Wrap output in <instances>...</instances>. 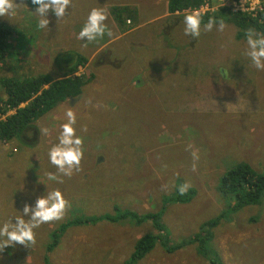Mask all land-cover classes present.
<instances>
[{"label": "rangeland", "instance_id": "1", "mask_svg": "<svg viewBox=\"0 0 264 264\" xmlns=\"http://www.w3.org/2000/svg\"><path fill=\"white\" fill-rule=\"evenodd\" d=\"M16 3L14 14L0 16V24L14 28L10 51L0 63V99L6 98L2 77H62L55 61L56 56L62 60V51L88 58L76 75L89 80L80 96L38 119L33 136L0 140V226L15 223L25 203L34 208L38 197L54 189L71 205L62 220L34 230V246H6L0 264H124L141 236L158 233L152 221L70 226L52 251L50 235L71 217L114 214L118 205L140 215L162 212L176 243L229 204L218 191L229 168L247 161L264 172V71L245 55L247 40L239 38L241 30L232 21L217 19L225 23L222 32L216 26L204 31L203 21L201 35L193 38L184 34L183 22L193 10L172 14L168 0H72L59 21L49 9V30H39L38 5ZM220 7L255 16L263 1L209 0L198 12L205 17ZM92 8L108 12L105 23L113 36L86 44L77 35ZM69 108L77 116L84 157L81 170L58 183L48 179L49 172L57 173L48 151L58 143ZM44 127L47 135L39 131ZM184 183L195 195L188 202H170ZM224 220L210 242L224 263L264 264V198ZM135 264L210 263L195 246L169 254L157 244Z\"/></svg>", "mask_w": 264, "mask_h": 264}, {"label": "trees", "instance_id": "2", "mask_svg": "<svg viewBox=\"0 0 264 264\" xmlns=\"http://www.w3.org/2000/svg\"><path fill=\"white\" fill-rule=\"evenodd\" d=\"M206 1L169 0L168 10L170 13H175L195 9L201 7ZM262 1L263 8L257 10L255 16L248 12H233L227 7H220L215 13L202 16V22H207L210 17H215L216 20L228 19L240 28L239 38H246L245 33L248 29H253L258 35H264V0ZM121 7L123 12L128 10V6ZM113 11L123 27V18L119 14V8ZM13 33V27L0 24V63L5 60L10 51L9 38ZM60 57H63L60 62L57 61L58 56L55 58L56 63L64 70L63 76L59 79H55L49 73L23 78L18 75L1 78V86L6 95V98L0 99V115H5V118L0 116L1 141H22L27 136H33L38 119L46 116L65 100L75 99L82 94L83 87L89 78L78 76L76 73L80 67L88 63V58L77 53H69V50L60 52ZM218 191L227 201L230 200L229 204L223 207L216 217L204 221L198 232L179 242L171 243L169 230L162 220V212L161 214L149 212L140 215L133 210H122L116 205L114 214L82 215L71 217L61 223L50 235L51 242L48 250L52 251L58 246L60 238L70 226L92 224L102 220L118 222L130 219L139 224L152 221L158 233L151 232L141 236L136 241L134 252L124 264H135L150 253L157 244H160L169 254L190 245L195 246L198 253L203 255L210 264H225L210 243L215 238L214 230L222 223V220L228 218L229 214L236 213L252 204H261L264 198V172L255 169L247 161H241L224 173L218 184ZM195 193L196 191L191 188L184 195L176 193L177 196L170 198L169 201L188 202ZM46 260L48 261L47 258Z\"/></svg>", "mask_w": 264, "mask_h": 264}, {"label": "clouds", "instance_id": "3", "mask_svg": "<svg viewBox=\"0 0 264 264\" xmlns=\"http://www.w3.org/2000/svg\"><path fill=\"white\" fill-rule=\"evenodd\" d=\"M33 5H38L35 13L39 19L37 29L49 30L50 20L48 10L51 9L58 21L65 17L66 9L72 7V0H31ZM18 4L16 0H0V16H9L14 14ZM179 12V11H177ZM108 19V12L101 8H92L88 13L87 19L77 35V39L87 43L95 42L97 39H103L105 35L112 37L113 33L105 23ZM184 34L193 38L201 35L202 15L198 11H193L184 16ZM216 26L218 31H223L225 23L223 20L217 21L215 17H210L204 24V31H211ZM246 40L248 48L245 55L248 56L252 65L259 71H264V35H258L253 29L246 30ZM85 44V46H86ZM66 121L61 125V131L58 136V143L53 144L48 151L49 162L57 169V173H48V179L63 183V176L71 177L73 172L81 170V161L84 157V140L82 136L77 135L75 127L77 116L73 109L65 111ZM39 131L47 135V127L40 128ZM86 132L87 127L81 128ZM195 157V153H193ZM195 167V165H194ZM188 183L181 184L179 194H186ZM71 207L70 202L65 198L61 190L54 189L47 192L46 195L36 199L35 207L25 203L22 215L15 216L13 220L5 222L0 226V251L6 246L16 244L25 247L36 244L35 229L45 223L60 221L64 218L67 210ZM25 216L29 217L25 219Z\"/></svg>", "mask_w": 264, "mask_h": 264}, {"label": "built area", "instance_id": "4", "mask_svg": "<svg viewBox=\"0 0 264 264\" xmlns=\"http://www.w3.org/2000/svg\"><path fill=\"white\" fill-rule=\"evenodd\" d=\"M257 2H258V0H254V4H257ZM209 3V1L207 0L203 5H201V6H204V5H206V4H208ZM200 8V7H199ZM199 8H195V9H189V10H193V11H199ZM262 9V8H261ZM241 11H243V10H241Z\"/></svg>", "mask_w": 264, "mask_h": 264}, {"label": "crops", "instance_id": "5", "mask_svg": "<svg viewBox=\"0 0 264 264\" xmlns=\"http://www.w3.org/2000/svg\"><path fill=\"white\" fill-rule=\"evenodd\" d=\"M168 1H169V0H168ZM172 14H176V12H175V13H172ZM128 20H130V19L128 18L127 21H128ZM127 24H128V22H127ZM131 24H132V23H130L129 25H131Z\"/></svg>", "mask_w": 264, "mask_h": 264}]
</instances>
